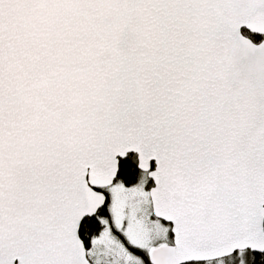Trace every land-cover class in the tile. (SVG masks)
Here are the masks:
<instances>
[{
	"label": "snow or ice",
	"instance_id": "snow-or-ice-1",
	"mask_svg": "<svg viewBox=\"0 0 264 264\" xmlns=\"http://www.w3.org/2000/svg\"><path fill=\"white\" fill-rule=\"evenodd\" d=\"M0 264H264V0H0Z\"/></svg>",
	"mask_w": 264,
	"mask_h": 264
}]
</instances>
